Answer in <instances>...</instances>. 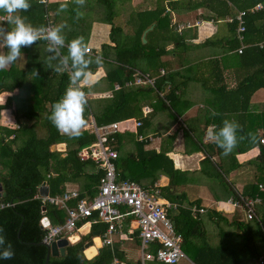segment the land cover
<instances>
[{
    "label": "trees",
    "instance_id": "trees-1",
    "mask_svg": "<svg viewBox=\"0 0 264 264\" xmlns=\"http://www.w3.org/2000/svg\"><path fill=\"white\" fill-rule=\"evenodd\" d=\"M29 2L32 7L27 12L21 11L17 14L26 16L34 26L46 27L48 19L51 18L48 12L55 4H43L36 0H29ZM100 3L111 6L110 0H101ZM259 3L262 4V9L250 11ZM152 6L137 14L141 26L137 40L133 45H126L125 47L103 45L99 54L90 55L92 58L97 56L101 58V63H93L90 66V71L94 72L99 66L106 64L107 62L103 61V58L115 54L114 58L118 61V64L115 65L113 71L116 77L114 80L107 78L111 89L115 81H119L123 85L126 80L131 79L135 69H141L151 75H158L160 67L166 66V62L162 58L168 52L167 45L170 42H174V48L182 44L185 45L183 39L175 40L174 38L167 6L173 10L180 7L188 9L205 8L210 13L204 15L205 20H223L231 17L233 20L229 23H231L230 28L233 35L228 41V49L236 50L240 44L234 34L238 25L236 15L239 11H244L245 15L242 18L245 31L243 34L245 36L244 43L247 46L240 54L235 53L238 68L243 70L244 75L236 82L234 88L226 89L222 84L216 90L220 93L218 96L228 95V99L232 98L233 104L243 108L234 111L241 112L240 117L244 126V136H248L247 121H249L250 116L256 117L260 121V126H262L264 111L250 115L251 113L248 110L253 93L260 88H264V45H259L264 41V0H157ZM0 14L6 13L0 10ZM111 18L112 14L108 19L110 23ZM51 19L53 26H55L57 23L55 17ZM152 24L153 27L146 32L145 42H143L141 35ZM6 26L11 27L7 23ZM118 30L119 27L116 26L111 28V40L114 39V34ZM39 42L44 43V40L36 43L39 44ZM4 49L6 52L5 45ZM60 54L61 56L67 55V46L60 49ZM29 63L30 61H25L22 68L15 62L6 70L0 71V93H11L5 103L0 105V112L2 109L13 107L12 110L16 118L24 117L32 121L30 124L20 125L16 129L0 125V183L6 192V196L0 197V227L3 228V235L6 241L11 243L14 253L10 259L0 258V264L44 263L47 247L41 245L40 242L45 236L46 227L41 226V220L43 217H47L50 224L57 225L63 223L66 217L63 208L56 204L43 203L41 198L37 196L39 187L44 181L49 187V195L51 196L63 194L65 184L70 181L80 184L79 198L90 199L96 195L98 185L104 174L103 170H96L93 161H82L78 156L81 147L96 140L94 133L85 128L80 137L70 138L58 132L48 119L53 104L62 97L68 86L72 71L71 67L61 74L45 66V69L38 71L39 76H33L32 70L29 69ZM166 81H171L173 86H171L169 93L165 95V98L171 100L172 103L171 96L175 97L176 87L179 85L175 84L173 73L169 72L158 78L156 87L161 89L167 84ZM84 88L88 92L91 86H84ZM15 89L18 91L17 93H13ZM113 91L112 104L108 108L100 110L101 112L95 110L94 102L88 99L85 111L87 123L90 122L89 117L91 115H93L98 126L137 116L142 119V125H146L148 119L147 116H142V104L136 99H134L135 102H131L130 98L134 95L151 92L152 89L130 86ZM27 102H30V105H27ZM40 128L45 131L44 136L38 135ZM22 135H24L23 141L18 144V139ZM119 136V133H115L112 138L116 141ZM260 139L261 136L255 137L254 141H249L250 143L243 145L239 151H245L252 146L251 144L257 142L260 144V156H263L264 145L261 144ZM114 141L111 144L114 148L120 150L121 143L119 142L114 146V143H116ZM58 143L66 144L64 156H61L59 151L50 150L53 144ZM143 145L142 142L136 143L139 150L137 154L126 152L118 156L116 167L120 178L132 179L143 185L141 179L146 173L147 166L155 159H162V164L159 163L158 168L169 178L168 186L162 189V196L178 202L180 205L183 204L187 199L186 193H176L175 188L179 185V179L182 175L184 176V172L175 168L172 160L161 152H142ZM141 154H143L142 157ZM141 162L144 164L142 168L139 166ZM90 167H94L95 171L87 175L86 169ZM82 177H85L84 181H82L83 179L80 180ZM87 177L89 178L88 181ZM259 183L260 180H257L248 184L250 189L243 190L241 195L252 198L258 196L263 201L264 189L259 188ZM235 195L237 196V194ZM76 201L77 199L69 204L74 205ZM43 206L46 207L44 213L42 212ZM256 210L259 221L257 219L247 220L245 217L247 222L242 221L240 223V226L244 229L245 241L252 242L249 256L253 259H258L259 255L264 252V208L259 205ZM170 216L174 221L176 231L182 234V249L192 262L195 264H240V256L230 246L224 244L210 245L205 241H199L203 240L205 231L202 228L201 221L193 216L188 207H179L178 211L173 214L170 213ZM82 222L84 220L79 221L78 225L80 226ZM87 226L83 228L84 232ZM90 228L91 231L89 232L99 231V233H102L106 225L93 223ZM91 234L87 233L82 235L78 241L70 242L65 247V254L63 256H51L48 264H111L113 256L121 259L125 258L124 253L118 250V246H120V243H118L112 247L104 245L92 259H87L83 252L84 244L91 238ZM156 246L158 247V245L153 244L151 250L155 251ZM2 251L3 248L0 247V253ZM128 264H139V261L128 262ZM145 264L166 263L153 259Z\"/></svg>",
    "mask_w": 264,
    "mask_h": 264
},
{
    "label": "crops",
    "instance_id": "crops-1",
    "mask_svg": "<svg viewBox=\"0 0 264 264\" xmlns=\"http://www.w3.org/2000/svg\"><path fill=\"white\" fill-rule=\"evenodd\" d=\"M110 1L111 6L103 5L100 3L101 0H86L85 5L80 7L72 0H48L47 3L55 4L48 14L51 18L55 17L56 25L61 23L68 25V28L63 32L66 36L65 46L68 41L78 35H83L88 46L97 54L101 52L103 45L113 47L115 45L117 47L133 45L137 40L141 26L137 14L153 7L152 4L157 0ZM61 4H66L67 9L58 15L57 10ZM166 8L175 40L181 38L185 45L182 44L176 48H174V42L167 45L168 52L162 58L166 62V66L160 67L159 72L161 69L164 73L172 72L174 82L179 86L176 87L175 97L171 96L172 103L171 100L165 98L172 86L171 81H166L167 84L161 89L141 86L144 89L150 88L152 91L134 95L130 101L135 102L134 99H136L143 108L146 106L150 108L151 111L146 115L143 114L142 108V116H147L148 121L146 125H142V119L137 116L113 121L121 123L117 132L120 136L118 140L113 141L116 142L114 146L119 142L122 146L120 150L115 149L118 156L126 152L137 154L139 150L136 143L142 142L144 144L142 152L155 151L165 154L172 160L175 168L184 172V176H181L179 185L175 189L176 193H186L187 199L180 205L178 202L164 198L176 203L178 209L179 207H188L191 211V207L195 206L205 210L203 213L191 211L193 216L201 221L205 231L203 240L199 241H205L210 245H228L240 256V264H257L262 253L258 259L249 256L252 242L245 241L244 229L240 226L242 221H247L243 209L236 206L234 200L237 197L235 194L240 195L243 190L250 189L248 184L254 181L260 180L259 185L264 187V155L260 156V144L255 142L245 151H239L243 145L253 141L245 135V141L242 140L231 154L224 155L223 150L207 136L209 129H218L225 119L238 121L242 127V131L238 132V135L244 136L241 112L234 111L243 108L233 104L232 98L228 99V95L218 96L220 93L216 89L222 84L226 89L234 88L236 82L243 77L244 72L238 68L235 53L240 54L238 49L243 45L244 50L247 46L244 43L245 36L243 34L242 41L239 39L236 26L234 34L240 44L236 50H229L228 41L233 35L230 28L231 23H229L232 21L227 19L229 17L223 20H205L204 15L210 13L202 7L196 9L180 7L175 10L169 6ZM111 14L112 21L110 23L108 19ZM0 16H4L7 21V14H0ZM6 21L0 20V25L7 27ZM113 26L119 27V30L115 32L114 39L111 40L110 32ZM152 27L153 24L143 31L141 35L143 42H145L146 32ZM45 47L47 48L46 41L33 44L31 50H28V47L22 48V55L16 61L17 65L23 68L25 61L36 63L43 61L47 67L52 54L48 53ZM0 52H5L2 42H0ZM115 56L114 54L111 57L103 58V61L107 63L91 72L87 81H81L83 86H91L87 96L94 102V109L98 112L112 104L113 90H118L114 87L116 84H120L121 88L127 87L119 81H115L113 88H110L107 78L114 80L116 77L113 69L118 61L115 60ZM58 62V59L51 60L54 66ZM145 73L156 78V85L158 78L163 75L161 73L158 75ZM17 92V89L13 91V93ZM9 95L11 93H0V105L5 103ZM239 99L241 100V98ZM27 103L30 105V102ZM12 109L13 107L1 110L0 125L2 127L16 129L20 125H28L32 122L24 117L16 118ZM248 111L251 113L250 115L264 111V88L253 93ZM252 117L250 116L247 121L248 134L251 133L254 137L261 136V139H264V122L260 126V121L256 117ZM92 119H94L93 115L89 117V121ZM136 121L141 122L139 127L135 126ZM38 135L44 136L45 131L40 128ZM138 135H142L143 138L140 140ZM23 138L24 135L19 137L18 144L23 141ZM56 145H60V148H55V150L64 156L66 144L58 143ZM140 156L142 157L143 154ZM159 163L162 164V159H155L147 166L141 182L144 183V187L157 183L162 193V189L168 186L169 178L159 170ZM143 165L141 162L139 166L142 168ZM96 170L100 169L96 168ZM94 171V167L86 169L87 175ZM85 177L80 180L84 181ZM86 179L88 181L89 178ZM79 186L80 184L77 182L69 181L65 184L64 192L79 191ZM259 205L264 208V200L256 208ZM178 209L171 213L177 212ZM92 224H84L83 227L88 225L85 232L79 231L75 234L78 236V240L87 233H92L90 239L101 237L103 232H89ZM137 232L135 230L134 233H129L125 240L114 236V244L120 243L118 250L125 255L123 260L132 263L137 261L138 257L130 252L127 244L132 242L138 247ZM102 247L101 244L100 248ZM100 248H97V252ZM183 264H187L186 261Z\"/></svg>",
    "mask_w": 264,
    "mask_h": 264
},
{
    "label": "built area",
    "instance_id": "built-area-1",
    "mask_svg": "<svg viewBox=\"0 0 264 264\" xmlns=\"http://www.w3.org/2000/svg\"><path fill=\"white\" fill-rule=\"evenodd\" d=\"M39 3L40 0H36ZM48 0L45 3L47 4ZM261 3L256 4L250 11L262 9ZM244 11H239L236 15L237 34L239 39L243 40V32L245 25L243 16ZM232 21L231 17L227 18ZM0 20L6 21L4 16H0ZM47 26H53L51 18L48 19ZM46 26V27H47ZM264 45V41L259 44ZM89 47V46H88ZM242 45L238 52L243 51ZM89 54L95 56V52L89 47ZM161 74L164 71L160 70ZM127 87L130 86H149L156 88V78L151 77L148 73L134 70L131 79L124 82ZM115 89H120L121 85L116 84ZM149 107L143 108V114L150 112ZM120 122H112L103 125H96L92 119L85 128L94 133L96 140L89 145L83 146L78 151L80 160H91L96 168L103 170V176L98 185V191L92 198H79L78 190L65 191L61 195L43 196L39 193L43 203L56 204L63 208L66 217L63 223L46 227V233L43 242L51 244L59 239L66 238L69 242L71 237L80 231L84 224L103 223L106 225L105 230L101 234L102 246L112 247L114 244V236L120 239H127L129 233L137 230L139 264H145L150 260H157L166 264H178L181 260L187 264H193L182 249L183 237L175 229L174 222L170 213L178 209V205L165 199L162 196L160 186L154 183L148 187H144L140 183L132 179L120 178L116 159L118 158L117 150L112 146L113 135L120 129ZM140 121L135 122V126L139 127ZM141 140L142 135H138ZM264 144V139H260ZM260 189H264L262 185ZM77 199L74 205L69 203ZM234 204L243 209L247 220L258 219L256 206L261 202L260 197H243L241 194L236 197ZM191 211L203 213V208L191 207ZM84 220L79 226L78 222ZM155 244L156 250H151V246ZM111 264H128L117 256H113ZM257 264H264V252L260 255Z\"/></svg>",
    "mask_w": 264,
    "mask_h": 264
},
{
    "label": "clouds",
    "instance_id": "clouds-1",
    "mask_svg": "<svg viewBox=\"0 0 264 264\" xmlns=\"http://www.w3.org/2000/svg\"><path fill=\"white\" fill-rule=\"evenodd\" d=\"M45 3L46 0H40ZM72 2L83 7L86 0H72ZM32 7L29 0H0V10L7 14V25H0V42L7 51L0 52V71H4L15 63L22 55V48L31 47L40 40L47 42L46 51L51 53L47 66L56 73H65L71 67L69 83L62 97L53 104L52 112L48 119L58 132L78 138L83 134L87 121L85 111L88 104V96L81 81H87L91 75L90 66L101 63L99 56L92 58L89 54L88 43L83 35H78L68 41L67 55L61 56L60 49L65 48L66 36L63 34L68 25L61 23L55 26H34L26 16L18 15L27 12ZM67 5L61 4L57 14L66 11ZM79 15V13H78ZM87 57V58H86ZM52 59H58L54 66ZM70 62V64H69ZM33 76H39L37 69L32 70ZM242 127L236 120L225 119L218 129H209L207 136L223 150L224 155H229L246 137L238 135ZM247 138L253 141L255 137L249 133ZM0 227V247L3 248L0 258L10 259L13 256L12 245L6 241ZM6 245V247H5Z\"/></svg>",
    "mask_w": 264,
    "mask_h": 264
},
{
    "label": "water",
    "instance_id": "water-1",
    "mask_svg": "<svg viewBox=\"0 0 264 264\" xmlns=\"http://www.w3.org/2000/svg\"><path fill=\"white\" fill-rule=\"evenodd\" d=\"M58 147L60 148V145L54 144V145L51 146L50 149L51 150H55V148H58ZM48 190H49V188H48L46 182L44 181L39 187V194L43 195V196H47L48 193H49ZM4 196H6V192L3 191L2 185L0 183V197H4ZM45 210H46V207L43 206L42 207V212L44 213ZM49 224H50L49 219L47 217H43L42 220H41V226L42 227H47ZM95 239H97L98 242H96ZM69 243L70 242L66 238L59 239L58 241L52 242L49 245L46 244L45 242L41 241L40 244L47 247V253H46L45 260H44L43 264H48L49 263V259H50L51 256H59V255L63 256L65 254V247ZM92 246L95 247V253L91 257H88L86 255V253H85V250H86V248L92 247ZM100 247H101V237L100 236L88 240L84 244V251L83 252H84L85 257L87 259H92L97 254V248H100Z\"/></svg>",
    "mask_w": 264,
    "mask_h": 264
},
{
    "label": "rangeland",
    "instance_id": "rangeland-1",
    "mask_svg": "<svg viewBox=\"0 0 264 264\" xmlns=\"http://www.w3.org/2000/svg\"><path fill=\"white\" fill-rule=\"evenodd\" d=\"M28 50H31V47H28ZM32 60H34V59H32ZM29 67H30L29 68L30 70H33L35 68L38 71L46 68L45 63L43 61H42V63H40V62L36 63V62L30 61ZM127 246L130 248V252H133V255L135 257L139 256V248L134 243L130 242L129 244H127ZM183 262H184V260H181L178 264H183Z\"/></svg>",
    "mask_w": 264,
    "mask_h": 264
},
{
    "label": "bare ground",
    "instance_id": "bare-ground-1",
    "mask_svg": "<svg viewBox=\"0 0 264 264\" xmlns=\"http://www.w3.org/2000/svg\"><path fill=\"white\" fill-rule=\"evenodd\" d=\"M84 227H85V226H84ZM84 227H81V229H80V232H81V233H84V230H83ZM71 240H72V241H77V240H78V236H77V235H73V236L71 237ZM95 241L98 242L97 239H95ZM97 244H98V243H97ZM85 253H86V255H87L88 257H91V256L95 253V247L92 246V247H88V248H86Z\"/></svg>",
    "mask_w": 264,
    "mask_h": 264
}]
</instances>
